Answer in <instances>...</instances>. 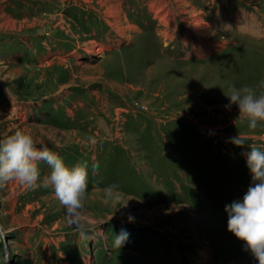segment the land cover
I'll return each mask as SVG.
<instances>
[{"label": "rangeland", "instance_id": "obj_1", "mask_svg": "<svg viewBox=\"0 0 264 264\" xmlns=\"http://www.w3.org/2000/svg\"><path fill=\"white\" fill-rule=\"evenodd\" d=\"M263 56L264 0H0V139L22 128L70 169L99 170L84 241L64 228L46 162L32 187L0 183V264H258L225 205L251 183L243 153L264 145V121L224 105L232 86L264 92ZM112 182L124 196L106 204Z\"/></svg>", "mask_w": 264, "mask_h": 264}, {"label": "clouds", "instance_id": "obj_2", "mask_svg": "<svg viewBox=\"0 0 264 264\" xmlns=\"http://www.w3.org/2000/svg\"><path fill=\"white\" fill-rule=\"evenodd\" d=\"M226 96L229 99L224 107L230 109L232 104H236L239 113L246 115L249 128L254 129L258 122L264 121V92L257 94L248 85L239 88L232 86ZM228 140L236 146L246 144L245 138L239 133ZM87 143L90 147H95L91 141ZM249 148L243 155L251 173V183L242 199H235L225 205L227 230L244 242V248L250 251L258 264H264V145H249ZM40 161L46 162L51 168L47 181L53 188L58 208L65 213L62 217L64 228L74 238L87 240L88 232L81 224V216L84 214L82 204L87 187L86 174L94 182L98 168L93 165L87 169L84 166L70 169L63 157L50 150L46 144L38 146L32 135L22 128H17L6 138L0 139V183L15 179L22 185L34 186L40 177ZM102 191L106 204L120 202L124 196L117 182L105 185ZM126 215L127 222H134L133 213L128 212ZM6 235L5 228L0 225V243L4 246L5 257L8 256ZM129 236L128 229L122 226L114 231L113 246L120 248ZM8 261L5 258L4 264H8Z\"/></svg>", "mask_w": 264, "mask_h": 264}, {"label": "bare ground", "instance_id": "obj_3", "mask_svg": "<svg viewBox=\"0 0 264 264\" xmlns=\"http://www.w3.org/2000/svg\"><path fill=\"white\" fill-rule=\"evenodd\" d=\"M116 9H118V7L116 8ZM191 14V13H190ZM194 15V14H193ZM198 16H200V14H197ZM191 24H193V25H195L196 26V28L198 29V32L199 31H202V32H204L207 28H208V26L207 25H205V24H203V22H202V20L199 18V17H196L194 20H193V22H191ZM204 25V26H203ZM205 34H207V33H205ZM90 45H92V44H90ZM93 51L95 50V51H97V52H100V49H98V48H96V46L94 45L93 47ZM252 52H253V50H252ZM245 53V52H244ZM249 54V52H247V55ZM257 54V53H256ZM257 55H259V54H257ZM249 57H250V55H248ZM260 56H262V55H260ZM263 58H264V56H263ZM250 62V61H249Z\"/></svg>", "mask_w": 264, "mask_h": 264}]
</instances>
